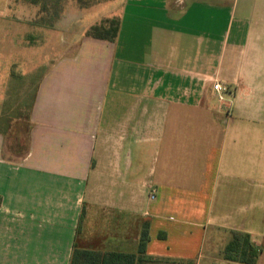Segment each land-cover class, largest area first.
Listing matches in <instances>:
<instances>
[{
    "label": "crops",
    "instance_id": "1",
    "mask_svg": "<svg viewBox=\"0 0 264 264\" xmlns=\"http://www.w3.org/2000/svg\"><path fill=\"white\" fill-rule=\"evenodd\" d=\"M105 2L55 30L23 154L0 123V264L135 253L143 232L153 257L243 264L219 252L231 230L264 264V0H109L77 17ZM112 16L115 39L85 34Z\"/></svg>",
    "mask_w": 264,
    "mask_h": 264
},
{
    "label": "rangeland",
    "instance_id": "2",
    "mask_svg": "<svg viewBox=\"0 0 264 264\" xmlns=\"http://www.w3.org/2000/svg\"><path fill=\"white\" fill-rule=\"evenodd\" d=\"M103 1L109 0H0V123L8 151H25L37 82L61 48L57 32L69 22L73 25L70 12L75 11L77 23L85 24L107 11L110 2L77 17L84 7ZM188 242L198 245L199 237L189 236Z\"/></svg>",
    "mask_w": 264,
    "mask_h": 264
},
{
    "label": "trees",
    "instance_id": "3",
    "mask_svg": "<svg viewBox=\"0 0 264 264\" xmlns=\"http://www.w3.org/2000/svg\"><path fill=\"white\" fill-rule=\"evenodd\" d=\"M118 28L119 19L117 17H106L99 23L89 26L85 34L95 38L113 40L117 35ZM147 239L146 232H143L138 251L135 253L120 251L100 252L75 248L69 264H180L179 262L170 261L168 258L153 257L145 254ZM220 251L224 259L243 264H254L261 249L252 243L248 233L231 230L229 240ZM181 264L185 263L181 261ZM188 264H192V262L188 260Z\"/></svg>",
    "mask_w": 264,
    "mask_h": 264
},
{
    "label": "built area",
    "instance_id": "4",
    "mask_svg": "<svg viewBox=\"0 0 264 264\" xmlns=\"http://www.w3.org/2000/svg\"><path fill=\"white\" fill-rule=\"evenodd\" d=\"M213 88H214V90L218 93L219 98L222 99V98H223V96H222V91H223L225 88H224V86H222L221 82H219L218 80H215L214 83H213ZM149 197H150V198H154V197H155L154 192H151V193L149 194Z\"/></svg>",
    "mask_w": 264,
    "mask_h": 264
}]
</instances>
